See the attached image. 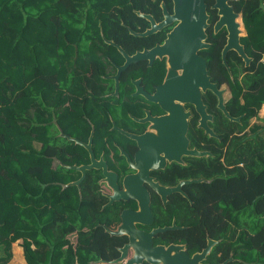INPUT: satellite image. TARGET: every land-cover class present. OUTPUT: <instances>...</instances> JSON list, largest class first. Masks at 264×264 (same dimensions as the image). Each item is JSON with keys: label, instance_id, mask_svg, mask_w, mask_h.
I'll return each instance as SVG.
<instances>
[{"label": "flooded vegetation", "instance_id": "flooded-vegetation-1", "mask_svg": "<svg viewBox=\"0 0 264 264\" xmlns=\"http://www.w3.org/2000/svg\"><path fill=\"white\" fill-rule=\"evenodd\" d=\"M234 1H228L233 11ZM204 2L207 14L204 42L208 46L200 49L198 54L207 65L214 47L221 45L220 59L226 67L222 49L227 39V27L223 25L215 30L219 10L213 7L215 0ZM173 12L172 0H116L109 10L104 29L73 33L68 37L71 55L67 66L71 74L68 77L63 74L59 78L60 85L53 87L47 117H41L39 110L35 115L36 178L42 187L36 189L37 197L54 185V174L60 179L57 182L66 179L62 186L70 184L67 187L73 186L79 193L82 189L88 191L98 215L91 238L100 243L101 253L110 245L118 252L111 258L100 256L91 264H126V260L134 256L131 242L139 245V252L147 250L146 236L150 237L152 248L164 250L163 257L169 264H174L173 261L180 263L178 253L188 260L193 259L211 238L208 232L203 237L200 232L199 213L195 209V155L185 151L196 148L210 152L203 157L214 156L210 149L219 148L225 139L224 134L212 127L210 113L212 119L207 124L215 136L205 134L197 126L199 115L195 103L173 97L183 91L184 62L173 74L168 55L154 53L153 57L147 56L163 46L173 27L183 21L179 16L163 23ZM99 23L102 24V20ZM190 23L181 29V33L189 38L180 40L181 44L190 45L188 49L192 47L195 34V27ZM139 55L142 56L126 64L127 57L131 59ZM247 56L250 61L246 66L242 60L244 67L253 60ZM187 63L193 64L191 61ZM186 73L189 72L186 70ZM219 88L224 89L223 103L229 112L230 89L226 84ZM36 92L39 98L40 89ZM215 98L217 107L216 95ZM170 101L180 105L181 111L170 113ZM195 113L198 115L196 127L206 136L207 145L199 143L198 146L196 143ZM185 114L186 144L180 127ZM228 130L225 125L224 131ZM226 142L229 143V138ZM177 152H181L177 158L169 159V155L176 156ZM43 159L47 160L52 173L47 182L41 177ZM73 165L91 167L85 168L83 175L69 167ZM176 187L178 189L171 192L163 190ZM99 205L101 213L96 210ZM154 230L158 231L150 235ZM211 230L214 243L199 263L232 262L234 258L228 251L230 230ZM73 237L76 244V235ZM221 237H225L223 245H220ZM201 240L205 243L202 246ZM125 245L128 248L122 260L110 263L121 256L120 249ZM140 264L150 263L143 259Z\"/></svg>", "mask_w": 264, "mask_h": 264}, {"label": "trees", "instance_id": "trees-1", "mask_svg": "<svg viewBox=\"0 0 264 264\" xmlns=\"http://www.w3.org/2000/svg\"><path fill=\"white\" fill-rule=\"evenodd\" d=\"M115 1L0 0V264H13L12 244L18 239L25 264H91L118 254L112 245L101 253L100 243L91 238L98 215L88 191L64 187L66 179L57 182L54 174V185L37 197L36 189L42 187L34 148L35 115L39 110L47 117L53 87L63 74H71L68 37L104 29ZM234 8L245 28L240 42L253 60L244 67L230 51L228 72L220 59L221 45L212 50L208 73L218 86L229 87L227 109L240 121H228L211 91L202 94L212 127L225 139L210 149L214 156L195 157V179L208 180L195 183V209L202 237L205 232L214 237L211 229L230 230L228 251L234 260L228 264H264V124L250 125L261 106L264 111V0H235ZM197 119L195 113L196 143L207 145ZM40 170L47 182L52 175L47 160H41ZM96 210L102 212L100 205ZM70 235H76L74 246Z\"/></svg>", "mask_w": 264, "mask_h": 264}, {"label": "water", "instance_id": "water-1", "mask_svg": "<svg viewBox=\"0 0 264 264\" xmlns=\"http://www.w3.org/2000/svg\"><path fill=\"white\" fill-rule=\"evenodd\" d=\"M173 6H174V12L171 16H166L167 18L164 20L163 23L170 22L172 19H176L179 16L182 17L183 21H181L180 24H177L173 27V29L169 32L167 40L163 44V46L157 48L156 50H153V53L147 54V56L153 57L154 53H158L159 56L166 54L169 57V62L171 64L172 73L175 74V71L177 68L181 67L182 62H184L185 65H183V68H185L189 73H186V70L184 71L183 75L181 77L184 78L185 82L183 84V88H181L183 91L179 92L177 95H174L176 99L179 101H186V102H194L195 103V111L199 115V123L198 127L203 129L205 134L209 136H215L213 130L209 127L207 124V121L212 119V116L207 113L206 106L203 103L202 100V94L206 91H211L214 95L217 96L218 103L217 107L223 111L224 115L230 120L239 122L240 117H234L229 114V112L225 109L224 103H223V94L224 89L219 88L217 83L212 82L210 80V76L207 73V65L205 59L198 54V51L202 48H205L208 46L204 42L205 39V27L207 26L206 19L207 14L205 10V2L204 0H172ZM228 1L230 0H215V4L213 7L218 8L220 18L215 23L214 27L215 30H218L221 26L225 25L227 27V39L226 43L223 46L222 49V60L223 63L226 65L227 70L230 72L229 66L226 64L225 60V54L232 50L235 51L239 57L244 61L245 65L247 66L250 61V57L247 56L244 50V46L240 42V38L242 37V17L240 13H237L233 11V8L228 5ZM163 5V4H162ZM164 7V5H163ZM167 15V14H166ZM191 22V23H190ZM192 24L195 27V34L193 36V44L190 49V47L184 45L183 43H180V40H187L189 38L188 35L181 33V29L185 27L186 24ZM154 28V27H153ZM182 36V38H181ZM140 56H135L133 58L127 57V62L133 61L138 59ZM146 56V55H145ZM193 62V64H189L187 62ZM181 63V64H180ZM125 64V65H126ZM161 90V88H159ZM155 95H158L155 93ZM158 98V97H157ZM153 97V99H157ZM174 99V98H173ZM170 107L169 109L171 112L181 111V106L178 104H174L173 101H170ZM186 115H184L182 119V125L181 127V133L184 137V142L186 144L187 138H186V129H187V121H186ZM63 134V133H62ZM171 151L168 152V154ZM188 154L195 155V157H203L210 155V152L208 151H201L195 148V150H188L185 151ZM181 152H177L176 156L169 155V159L171 158H177L178 155H180ZM71 168H75L79 171H81L84 175L85 168H90L91 166H69ZM83 175L80 179H82ZM208 181L204 178H196L195 182H204ZM79 180L74 182L75 184H78ZM70 184H65L64 187H67ZM178 189L176 188H165L163 190H166L167 192H171ZM158 230H154L150 235L155 233ZM120 232L117 231L115 233ZM141 238V235H138ZM142 238H145L144 236ZM150 237L146 236V248L147 250L144 252H139V245L137 243L131 242L132 247L134 249V256L131 259L126 260V264H140L142 263V260L145 259L150 264H169L167 262L168 260L163 257V249L160 247H154L150 245ZM214 241L211 238L207 239V245L204 249H202L201 252L195 253L193 259L188 260L185 255L182 253H178L179 258L181 259V262H175L174 264H183V263H189V264H200L199 262L202 261L205 256L209 253L211 246L213 245ZM144 244V242H143ZM128 248V245H125L120 249L121 256L117 259L112 260L110 263H116L122 260L124 255L126 254V249ZM183 255V257H182ZM171 260H175V258H169ZM226 262L222 263L225 264Z\"/></svg>", "mask_w": 264, "mask_h": 264}, {"label": "rangeland", "instance_id": "rangeland-1", "mask_svg": "<svg viewBox=\"0 0 264 264\" xmlns=\"http://www.w3.org/2000/svg\"><path fill=\"white\" fill-rule=\"evenodd\" d=\"M242 29H243V32H242V36L245 35V28H244V25L242 26ZM226 98L229 97V90L226 88V94H225ZM255 123H259V124H264V111H262V106L261 108L259 109L258 111V115L257 117H252L250 119V125L252 124H255ZM263 136H264V132L262 133ZM21 239H18L17 241H15L13 244H12V250L14 248V255H15V258H16V252H15V249H16V246H20V243H21ZM69 242L74 246L75 245V239L73 237V235H70L69 236ZM22 248V247H21Z\"/></svg>", "mask_w": 264, "mask_h": 264}, {"label": "crops", "instance_id": "crops-1", "mask_svg": "<svg viewBox=\"0 0 264 264\" xmlns=\"http://www.w3.org/2000/svg\"><path fill=\"white\" fill-rule=\"evenodd\" d=\"M12 252H14V248H13ZM15 252H16V258H15V255L13 253L12 258H11V263H13V264H25V260L23 257L21 246L17 245Z\"/></svg>", "mask_w": 264, "mask_h": 264}, {"label": "built area", "instance_id": "built-area-1", "mask_svg": "<svg viewBox=\"0 0 264 264\" xmlns=\"http://www.w3.org/2000/svg\"><path fill=\"white\" fill-rule=\"evenodd\" d=\"M261 60L264 61V54L262 55V59Z\"/></svg>", "mask_w": 264, "mask_h": 264}]
</instances>
